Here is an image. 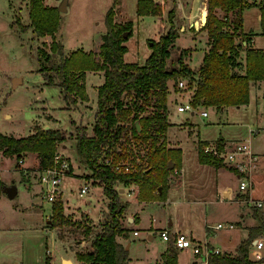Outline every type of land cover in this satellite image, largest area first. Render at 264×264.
Segmentation results:
<instances>
[{"label":"rangeland","instance_id":"1","mask_svg":"<svg viewBox=\"0 0 264 264\" xmlns=\"http://www.w3.org/2000/svg\"><path fill=\"white\" fill-rule=\"evenodd\" d=\"M61 1L63 0H42V3L57 9ZM64 1L66 9H59L60 26L54 38L61 40L66 55L82 48L84 51H91L99 62L102 61L99 54L102 43L101 35L107 30L104 18L111 7H113V20L120 24L132 21L131 33L123 41V44L127 46L126 62L144 63L145 58L150 54L151 44L158 41L167 32L170 26L167 14L173 6V24L177 31L182 27V23L186 24V31H182L180 38H177V44L181 47L194 48L196 46V50L199 51L208 41V33L201 26L198 31H192L187 26V20H189L187 15L190 10L193 11V17H189L190 19L199 21L202 17L205 18L203 13L205 10L207 13L208 0H154L156 3L162 4V12L159 15H139L137 12L139 0ZM178 1H187L185 12L179 14L181 18L177 15L176 10L179 7ZM248 1L259 6L264 5V0ZM29 11V0H0V132L9 136L13 134L15 137H21L32 133L36 126L50 125L65 135L56 151L64 153L68 158L70 170L60 180V187L64 192L60 193L53 202L61 201L63 212L71 219L85 220L91 216L95 224L90 226L93 235H95L100 231V226L106 217L108 199L103 193L100 182L96 180L95 182L79 162L75 136L76 128L80 126L86 127L89 135L93 134L92 123L98 107L96 88L104 80V75L99 73L103 70L85 71V89L88 92V103L90 104H82L78 110H74L76 103L72 104L75 107L73 110L65 107L59 87L56 84H45L44 75L39 71L40 61L37 52L43 48L49 50V44L53 38L50 35H37L31 25ZM218 14L224 17L222 12ZM261 16V10L258 7H251L245 11L244 28L260 29L262 26ZM177 44L175 43L176 46L171 48L172 54L168 59L172 65H178L180 54L177 52ZM242 44L246 46L244 41ZM193 48L189 50H193ZM242 53L243 56H246V51ZM198 57L199 55L194 56L193 59L190 58L188 51L183 54V60L188 65V60L192 65H197ZM192 69L196 70L197 67ZM15 78H21L22 82L13 86ZM183 81L185 82L184 88L177 86L174 81L169 82V87H171L169 97L171 99L168 102L170 104L169 117L173 121H185L188 118L195 123L196 130L191 135L187 128L181 129L175 124L170 127L168 139L171 140L170 143L173 146L171 148L178 150V156H180L181 164L185 167V173L184 169L181 174L179 171L175 173L173 169L171 172L169 171L166 178H168V185L178 176H182V182L184 179L188 181L197 178L199 183L195 181L196 184L191 185L193 190L185 191L186 197L177 189L178 184H173L169 191L167 188L165 200L158 198L160 192L157 189L152 191V197L142 200L138 196L137 184L120 185V200L127 203L121 224L129 231L125 236H120L119 240L125 246L131 242L128 250L130 264H162L160 252L165 248L166 243L169 248L174 247L180 251L179 264H189L191 258L194 260L195 256L190 249L179 250L173 244L172 239L167 242L161 238L160 230L167 229L164 227L168 226L170 220L174 222V228H176L175 223H179L182 232L190 233L189 231H192L193 236L202 239L201 241L204 240L207 232L205 225L213 226L214 233L211 238L217 246L224 244L232 248L233 243L245 235V225L251 220L250 216H248L249 218L245 217V221L240 225L236 222L240 221L241 213L246 209H240L236 202L229 201L223 192L213 186L212 173L205 167L202 169L199 166L200 163L196 156V140L198 138L214 141L222 136L237 140L223 147L226 152L234 151L238 140L247 141L251 152L255 154L259 152L262 157L257 158L254 162V159L250 161L249 155L238 153L234 166L240 167L242 164L245 174L251 172L254 183L252 193L254 196L264 197V127L261 128L264 125L263 105L256 102L255 95H251L247 104L240 108H229L218 114L212 111L211 107H195L194 115H191V111L187 110L179 112L177 107L189 99L192 91L187 86L191 80L186 77ZM260 97L264 101V86ZM203 109L209 112L206 117L200 114ZM250 128L254 131L251 132ZM205 145L203 144L202 148ZM208 145L211 147L214 144ZM36 154V152L29 154L28 151L27 156L23 158L21 168L16 167L18 162L16 155L0 157V180L2 182L0 187V264H46L47 256L50 257V263L63 264L62 259L66 257L76 260L75 249L76 252H83L91 248V239H86L81 244V240L86 237L84 229L74 225H65L64 227L52 225L54 216L51 213V207L53 202L43 195V188L38 178L40 160ZM0 155H2L1 151ZM143 162L138 159L139 164ZM119 163L125 162L120 161ZM146 168L147 164L144 163L138 170L144 171ZM224 178L223 186L227 191L238 187L240 180L243 179L240 178L236 181L230 175H224ZM23 179H27V183ZM84 180L85 184L91 185L88 192L80 195L79 191ZM27 184L32 187L28 188ZM12 185H16L17 194L11 199L6 196L5 187ZM74 198L76 201L73 200ZM202 198L205 199L204 202ZM255 198L257 197L255 196ZM246 200L250 199L246 198ZM136 203L152 204L140 208L139 217L131 208V204L135 206ZM249 203L250 208L253 207L252 203ZM249 210L250 215L254 216L255 209ZM258 211L264 213V207H258ZM128 216L132 218L131 222L127 220ZM218 222H231L236 226L234 229L226 227L217 229L215 226ZM135 230L138 233H134ZM167 230L171 234L174 232ZM148 235L154 236L149 240ZM196 242L206 244L200 241Z\"/></svg>","mask_w":264,"mask_h":264},{"label":"trees","instance_id":"2","mask_svg":"<svg viewBox=\"0 0 264 264\" xmlns=\"http://www.w3.org/2000/svg\"><path fill=\"white\" fill-rule=\"evenodd\" d=\"M31 25L38 36L50 35L49 50H39V71L43 73L45 84H56L66 101H88L85 89L86 70H103L104 80L97 86V106L94 114L93 134L87 128H76L77 156L94 180L100 182L106 195L107 213L100 231L91 240V248L77 252V264H129L128 250L118 235L125 236L127 228L121 224L127 203L120 200V185L137 184L139 198L152 197L157 189L160 200L166 199L168 175L174 168L180 169L178 150L167 147L166 133L171 124L168 119L169 82L177 84L184 78L191 81L190 102L195 107L213 108L217 111L228 106L247 104L253 81L264 80V51L242 44L251 40V35L242 31V11L254 5L248 0H208L205 23L201 26L208 33V48L197 69H192L184 60L183 49L178 65L168 62L171 48L176 46L179 33L173 24V7L168 11L170 26L160 39L151 44V51L143 64L126 62L127 46L123 41L129 37L132 21L120 24L113 20L111 7L105 15L106 32L103 33L96 60L91 51L82 48L66 55L61 40L54 38L60 26L59 9L44 5L42 0H29ZM164 3V2H163ZM175 4V3H174ZM261 9V23L264 30V5ZM139 15H159L162 4L154 0H139ZM224 15L221 16L218 13ZM227 27V28H226ZM127 32V37L123 32ZM246 51L245 71H237L241 51ZM140 124V129L136 123ZM65 135L59 129L36 126L27 136L15 137L0 132V151L6 156L22 158L28 151L36 152L39 169L53 164V155ZM224 138L216 140L218 149L223 147ZM205 141L198 142V156L201 163H209L216 168L224 167L238 176L241 174L233 166L226 164L217 155L205 151ZM112 158L113 164L103 159ZM17 159V161H18ZM138 159L143 163H138ZM172 160L173 167H169ZM120 161L136 167L132 172H115L114 165ZM147 164L144 171L138 168ZM17 168H21L19 161ZM2 182L0 180V187ZM53 226H78L86 235L92 232L89 218L74 220L63 212L61 201L52 203ZM256 224L248 228V237L241 240L234 254L217 253L208 258L210 264H254L250 257L252 240L264 229V213L254 210ZM177 250L171 247L162 254V264H178ZM46 264H50L47 256Z\"/></svg>","mask_w":264,"mask_h":264},{"label":"crops","instance_id":"3","mask_svg":"<svg viewBox=\"0 0 264 264\" xmlns=\"http://www.w3.org/2000/svg\"><path fill=\"white\" fill-rule=\"evenodd\" d=\"M178 5H179V7H177V15L180 17V15L179 14H182V13H184L185 12V5L187 4V1H178V3H177ZM251 7H258V8H260V6L259 5H257L256 3L254 4V5H251L250 7H247V8H244L243 9V11H242V15H243V19H242V31L243 32H245V33H250V34H252L251 35V40L247 43L246 41H244V43H246V46L247 47H249V48H254V49H257V50H260V51H264V30H262V26H261V28L260 29H256V28H244V23H243V20H244V12L245 11H247L248 9H251ZM261 10V9H260ZM191 12V13H190ZM193 11L192 10H190L189 11V15H187L188 16V19L189 20H187V26L188 27H190L191 29H192V31L193 30H196V31H198V29H199V26H202L201 24H202V22L205 20V18H201V20H192V19H190V18H192L193 16H192V13ZM205 13H206V10L204 11V15H205ZM190 17V18H189ZM181 18V17H180ZM182 20V19H181ZM185 23V22H184ZM184 23H182V27L178 30V33L180 34L179 35V37H178V39L180 38V36L182 35L181 33H182V31H186V24H184ZM194 38H195V36H194ZM207 40H208V37H207ZM178 41V40H177ZM177 41H176V44H177ZM191 48H193V47H181V46H179L178 44H177V52H179V54H181V52H182V50L183 49H188L187 51H188V54L190 55V58H192L193 59V57L194 56H197V55H199V57H198V60H197V65H192V63H191V61H189L188 60V63H189V65L192 67V68H194V67H198L199 65H200V63H201V61H202V58H203V56H204V54H205V52H206V50H207V48H208V43L206 42L205 43V45L204 46H202L201 48L202 49H200L199 51H197L196 50V46L193 48V50H189V49H191ZM195 49V50H194ZM243 51H245V50H242L241 52H243ZM186 52H184V54H185ZM195 53H198V54H196L195 55ZM126 54V53H125ZM192 55V56H191ZM124 59H125V56H124ZM146 59V58H145ZM239 60H240V65H238L237 66V68H236V70L237 71H240V72H244L245 71V67H244V65H245V56H243V53L240 55V57H239ZM86 72H87V70H86ZM99 73L100 74H103L104 75V71H99ZM103 82V81H102ZM102 82H100L98 85H100ZM252 85H251V87H250V95H249V98H250V96L251 95H255V100H256V102H258V104H262L263 105V107H264V101L261 99V97H260V93H261V90H262V88H263V86H264V81H253V83H251ZM97 85V86H98ZM170 89H171V87H170ZM88 93V92H87ZM97 94H98V91H97ZM61 95H62V92H61ZM170 95H171V92H170ZM170 95H169V97H170ZM63 96V95H62ZM64 99V98H63ZM171 98H169L168 99V102H169V100H170ZM64 101H65V107H69L68 109L69 110H73L75 107V109L74 110H78V109H80V107L82 106V104H86V105H88V104H90V103H88V101H83V100H81V99H79V100H77L76 102H70V101H66L65 99H64ZM73 103H76V105H75V107H73L72 106V104ZM168 104V103H167ZM243 105H245V104H242V105H237V106H228V107H224L223 109H221V110H219V111H217L216 109H212V111H215L216 112V114H218L219 112H224V111H226L227 109H229V108H240L241 106H243ZM70 108H72V109H70ZM169 108H170V104H168V112H170V110H169ZM97 109H98V107H97ZM50 111V110H49ZM97 111V110H96ZM51 112V111H50ZM195 113V112H194ZM194 113H192L191 112V115H194ZM56 118V117H55ZM168 118H169V122H171V124L168 126V129H167V133H166V139H167V147H173L172 145H171V143H170V139H168V131H169V129H170V127L173 125V124H175V125H177V127H179V128H181V129H185V128H187V130H188V132H189V134H191V135H193V133H194V131L196 130V126H195V123L193 122V121H191V120H189L188 118L187 119H185V121L183 120V121H173V120H171L170 119V117H169V113H168ZM58 123V122H57ZM93 127H94V121H93ZM49 127H51L50 125H48ZM259 127V126H258ZM264 127V125L263 126H261V128H263ZM250 131L251 132H253L254 130L252 129V128H250ZM31 133V132H30ZM29 133V134H30ZM3 134H5V133H3ZM5 135H7V134H5ZM13 135V134H12ZM16 137H18V136H16ZM222 137V136H221ZM222 138H224V140L222 141L224 144H229V143H231V142H233V141H237V140H232V139H230V138H225V137H222ZM199 140H201V141H205V143H208V144H210V143H213L214 145L216 144V140H214V141H212V140H208V139H201V138H198L197 140H196V142H197V144H196V156H197V159H198V161H199V156H198V142H199ZM213 145V146H214ZM63 146H65V145H63ZM65 149V148H64ZM2 152V151H1ZM32 152H30L29 151V154H31ZM26 154H28V152L26 153ZM34 154V153H33ZM255 154V153H254ZM256 154H258V158H260V157H262V155L258 152V153H256ZM2 156H6V155H4L3 154V152H2V155H0V157H2ZM25 156H27V155H24L23 156V158L25 157ZM36 156H37V154H36ZM7 157V156H6ZM264 157V156H263ZM78 158V157H77ZM80 162V161H79ZM199 163H200V167L203 169L204 167L206 168V169H208L209 170V172L210 173H212V175H213V180H212V184H213V186L218 190H220L221 192H223V194H225L226 196H227V198H228V200L229 201H232V202H236L238 205H239V207H240V209H246L243 213H241V217H240V221H236L237 223H239V225L242 223V222H244L245 221V217L247 218L248 216H250V219L251 220H249V223H246V225H245V230H246V233H245V235L244 236H241V237H243V238H238L236 241H235V243H233V247L232 248H230V247H227L226 245H221V246H217V245H215V243L212 241V239L213 238H211L212 237V235H213V233H214V231H213V226H210V225H208V224H206L205 226H206V234H205V237H204V240L203 241H201L200 240V238H198V237H196V236H193L194 234H192V231H189L190 233V235H192V237L195 239V241H200V242H204V243H208L210 246H212V247H214V248H217V249H219V251H220V253L221 254H223V253H229V254H234L236 251H237V248H238V246L241 244V240H243V239H245V238H247L248 237V228L249 227H251V226H253L254 225V221H255V219H254V216H252V215H250V210L249 209H257L256 207H251L250 208V203H249V200H246V198L247 199H252V200H257V199H262V200H264V197L263 196H261V195H255L257 198H255V196H254V193H252V190H254V183H253V180H252V178H251V181H252V185H251V189H249L247 192L246 191H244V190H240L239 189V186L237 187H235L232 191H227L226 189H225V187L223 186V181H224V175H230L231 177H234L235 179H236V181H237V179H238V175L235 173V172H232V171H230L229 169H226V168H224V167H221V168H216L215 166H213L212 164H209V163H201L200 161H199ZM83 165V164H82ZM27 166V165H26ZM180 174H181V172L183 171V169H184V173H185V167H183V165L182 164H180ZM83 167L87 170V174H90V170L88 169V168H86L84 165H83ZM83 178V177H82ZM182 176H178V177H176V180H173V181H171L170 183H169V185H168V191H169V189H170V187H171V185H173V184H178L177 185V189H179V191H180V193H182V195L184 196V197H186V193H185V191L187 192L189 189H191V190H193L192 189V187H191V185L192 184H196V183H199L198 182V179L196 178V179H189L188 181L186 180L185 181V179H184V177H183V179H184V181L182 182ZM24 180V179H23ZM94 180V179H93ZM24 181H26V183H27V179H25ZM95 181V180H94ZM195 181H197L196 183H195ZM96 182V181H95ZM182 182V183H181ZM86 182H85V180H84V184H85ZM179 183H181V185H179ZM83 184V185H84ZM82 185V186H83ZM86 185H88V188H87V190L85 191V192H83V193H86V192H88V190H89V187H90V185L91 184H86ZM100 185V184H99ZM98 185V186H99ZM15 187H16V185H14ZM27 186H28V188H31L32 187V185H30V184H27ZM101 186V185H100ZM8 187H12V186H7V187H5V190H6V188H8ZM102 187V186H101ZM120 189H122V188H120ZM5 193H6V196H8L7 195V192L5 191ZM82 193V194H83ZM17 194V187H16V193H15V195ZM15 195H14V197H15ZM219 195V194H218ZM245 196H246V198H245ZM9 198H11L12 199V197H10V196H8ZM221 197V194H220V196H219V198ZM218 198V199H219ZM74 201H76V198H74L73 199ZM202 200H203V202L205 201V199L204 198H202ZM225 200V199H224ZM108 202V201H107ZM152 203H154V202H152ZM152 203H144L143 205H141V204H137L136 203V205L134 206L133 204H131V208L136 212L135 213V215H139V217H140V214H141V210H139L140 208H142V207H144V206H147V205H150V204H152ZM164 203H165V201H164ZM84 211V210H83ZM138 217V218H139ZM137 218V219H138ZM249 218V217H248ZM89 222H90V225L92 226V225H94L95 224V222H94V220L91 218V216L89 217ZM127 220L129 221V222H131L132 221V218L131 217H127ZM218 223H220V222H218ZM218 223H216V224H218ZM173 224H174V222L172 221V220H170L169 221V223H168V226L167 227H164V228H167V229H169V230H171V231H181L182 232V229H181V226H180V224L179 223H175V226H176V228H174V226H173ZM235 228V227H234ZM234 228H231V229H234ZM185 233V232H184ZM94 233H93V231L91 232V234L90 235H86V237H85V239H83V240H81V244H83L84 243V241L86 240V239H93L94 237H95V235H93ZM134 234V233H133ZM188 234V233H187ZM135 235V234H134ZM58 236L59 237H61L59 234H58ZM120 236H122V235H118L117 236V240H119V237ZM153 236L154 235H148V238H149V240H151L152 238H153ZM62 238V237H61ZM63 239H66V238H63ZM77 241H79L80 242V240H77ZM120 241V240H119ZM128 245H129V247H130V244H131V242L130 243H127ZM168 249V244L166 243V246H165V248L160 252V262H162V254L166 251ZM77 250L75 249L74 250V252L75 253H77L76 252ZM179 253H180V251H178L177 252V261H178V255H179ZM249 254H250V252H249ZM251 256V255H250ZM66 258H69L70 260H71V262H72V264H77L78 263V260H77V258H76V260H73L72 258H70V257H66ZM66 258H63L62 259V262H64V260H66ZM193 258H191V260H190V263H192L193 261ZM129 261H130V258H129ZM129 261H128V263H129ZM163 263V262H162ZM189 263V264H190ZM50 264H52V263H50ZM130 264V263H129ZM178 264H179V261H178Z\"/></svg>","mask_w":264,"mask_h":264},{"label":"built area","instance_id":"4","mask_svg":"<svg viewBox=\"0 0 264 264\" xmlns=\"http://www.w3.org/2000/svg\"><path fill=\"white\" fill-rule=\"evenodd\" d=\"M177 86L184 88L185 82L183 80H180L177 83ZM177 110L179 112L184 111H191L192 113L195 112V106L190 102L189 99L185 100L181 105L177 107ZM201 116L206 117L209 112L206 109H203L200 112ZM226 146V144L223 145V147ZM223 147L218 149L216 146H209L206 144L204 146V150L207 152H211L213 155H217L219 159H222L226 164L233 166L239 174L238 179L243 178L239 182V189L246 191L247 189L251 188L252 181H251V172L249 174H245L244 166L241 164V166H234L236 163V154H247L250 157V161L254 159L255 162L258 158L257 154H254L249 149L248 142L244 139L238 140V144L236 145V149L232 152H226L223 150ZM53 164L47 166L44 169H41L39 171L38 178L40 179V184L42 186V192L43 195H45L46 199L50 201H55L60 193H63L64 190L60 187V180L62 176L66 175L70 170V161L68 158L64 155L62 152L55 151L53 155ZM20 165L23 162L22 158L18 159ZM103 161H105L106 164L110 165L113 164L112 158L106 156ZM253 162V163H254ZM252 167V165H251ZM136 170V167H132V165L124 164V163H116L114 165V171L115 172H132ZM175 173L180 172L179 169L174 168ZM88 188V185L84 184L79 191V194L82 195L83 192H85ZM249 202L252 203L253 207H264V200L257 199V200H249ZM236 225H234L231 222H223L216 224L215 228H234ZM134 233H138L137 230H135ZM160 236L164 241H170L172 239L173 244H175V247L179 250H188L192 252L193 256H195L194 260L190 264H210L209 263V256L211 254H217L220 253L219 249L214 248L210 246L208 243L206 244H200L195 241V239L190 235L189 233H184L181 231H174L173 234H171L167 229H161L160 230ZM264 249V229L263 231L252 240V244L250 247V257L255 262L254 264H264V252H262Z\"/></svg>","mask_w":264,"mask_h":264},{"label":"water","instance_id":"5","mask_svg":"<svg viewBox=\"0 0 264 264\" xmlns=\"http://www.w3.org/2000/svg\"><path fill=\"white\" fill-rule=\"evenodd\" d=\"M58 9H60V10H65L66 9V2L63 0V1H61V4H60V6H59V8ZM206 14L207 13H205V20H206ZM205 20L202 22V24L201 25H203L204 23H205ZM123 36L124 37H127V32L125 31V32H123ZM22 82V79L21 78H15V80H14V82H13V86H16L18 83H21ZM136 123V125H137V127L140 129V124L138 123V122H135ZM49 126H46V128H48ZM173 162H172V160H170L169 161V167H173ZM6 192H7V195L8 196H10V197H14V195H15V193H16V187L14 186V185H12V187H8V188H6V190H5ZM127 248H129V245L127 244V246H126ZM63 264H72V262H71V260L70 259H66V260H64V262H63Z\"/></svg>","mask_w":264,"mask_h":264}]
</instances>
